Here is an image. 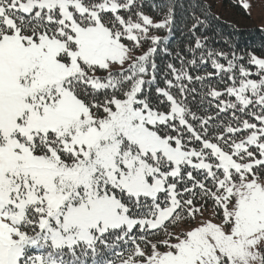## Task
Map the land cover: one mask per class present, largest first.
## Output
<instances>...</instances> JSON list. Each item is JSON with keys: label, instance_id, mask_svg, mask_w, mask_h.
Wrapping results in <instances>:
<instances>
[{"label": "snow or ice", "instance_id": "obj_1", "mask_svg": "<svg viewBox=\"0 0 264 264\" xmlns=\"http://www.w3.org/2000/svg\"><path fill=\"white\" fill-rule=\"evenodd\" d=\"M211 10L0 0V264H264V47Z\"/></svg>", "mask_w": 264, "mask_h": 264}, {"label": "rangeland", "instance_id": "obj_2", "mask_svg": "<svg viewBox=\"0 0 264 264\" xmlns=\"http://www.w3.org/2000/svg\"><path fill=\"white\" fill-rule=\"evenodd\" d=\"M251 8L246 13L241 0H212L211 12L221 21L240 29H264V0H246Z\"/></svg>", "mask_w": 264, "mask_h": 264}, {"label": "trees", "instance_id": "obj_3", "mask_svg": "<svg viewBox=\"0 0 264 264\" xmlns=\"http://www.w3.org/2000/svg\"><path fill=\"white\" fill-rule=\"evenodd\" d=\"M211 16L215 17L210 13ZM212 25L215 30V37L219 38L223 36L227 39L231 35L232 39L240 43L241 46L247 47L251 50L259 51L264 47V31L257 28L252 29H236L231 25H227L219 19L212 20ZM175 47V43L172 45ZM215 47H226L224 40H220V43L215 44Z\"/></svg>", "mask_w": 264, "mask_h": 264}]
</instances>
